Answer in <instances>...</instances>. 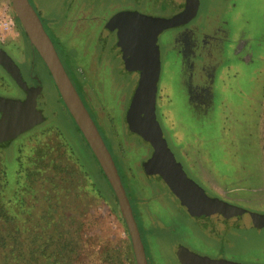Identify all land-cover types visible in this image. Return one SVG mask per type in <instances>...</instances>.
Instances as JSON below:
<instances>
[{
    "label": "rangeland",
    "instance_id": "obj_1",
    "mask_svg": "<svg viewBox=\"0 0 264 264\" xmlns=\"http://www.w3.org/2000/svg\"><path fill=\"white\" fill-rule=\"evenodd\" d=\"M30 1L116 157L148 263L182 264L180 252L174 253L182 243L212 255L223 245L228 258L264 263V226L231 227L220 237L201 232L158 179L149 163L151 147L127 128L124 115L141 72L127 70L126 62L120 65L124 52H117L112 37L99 41V33L116 10L126 7L169 16L171 4L165 0ZM5 7L11 14L9 0H0V16ZM208 21L216 23L208 26ZM16 28L26 36L20 24ZM154 48L160 56L155 114L169 148L203 191L264 211V0H199L197 15L182 28L162 32ZM34 59L51 84L46 91L55 114L0 147L7 190L15 184L18 159L26 166L28 156L40 147L48 148L46 156L59 159L69 171L78 165L86 176L74 175L80 185L73 196L60 198L71 199L62 211L84 223L80 244L88 250L82 261L130 264L131 243L116 197L43 62L37 55ZM58 142L63 146L56 151Z\"/></svg>",
    "mask_w": 264,
    "mask_h": 264
},
{
    "label": "water",
    "instance_id": "obj_2",
    "mask_svg": "<svg viewBox=\"0 0 264 264\" xmlns=\"http://www.w3.org/2000/svg\"><path fill=\"white\" fill-rule=\"evenodd\" d=\"M9 2L17 21L47 67L62 102L87 142L116 197L120 215L128 231L135 264H148L138 226L112 156L66 73L41 19L29 0H9ZM197 5V0H186L184 9L170 17L151 16L126 10L114 14L107 22L104 31L116 28L117 44H125L130 50L129 57L125 58L127 69L137 68L141 72L125 120L129 131L151 147L149 163L158 177L186 213L202 228L214 232L212 220L227 228L264 226V213L247 210L209 196L198 187L176 161L156 121L155 100L160 56L154 44L158 35L164 30L188 22L194 16ZM0 65L22 89L26 90L16 67L2 50H0ZM139 65L141 67H138ZM0 113V147L8 146L19 135L44 121L41 112L35 107L33 95H28L23 100L0 97ZM189 258L191 264H239L206 261L193 256Z\"/></svg>",
    "mask_w": 264,
    "mask_h": 264
},
{
    "label": "trees",
    "instance_id": "obj_3",
    "mask_svg": "<svg viewBox=\"0 0 264 264\" xmlns=\"http://www.w3.org/2000/svg\"><path fill=\"white\" fill-rule=\"evenodd\" d=\"M10 12L19 27L12 10ZM62 146V142H58L56 151ZM66 151L63 148V152ZM47 152L48 148L33 150L26 166L18 159L15 184L9 186V190L6 172L0 165V264H89L82 261L88 250L80 244L84 223L62 211L71 199L64 202L60 198L73 196L80 185L79 179L74 181L73 177L82 176V170L77 165V169L69 171L59 159L55 161L46 156ZM137 225L140 231L138 221ZM122 249L126 253L125 244ZM102 254L101 251L99 255ZM131 260L129 263L134 264L132 253Z\"/></svg>",
    "mask_w": 264,
    "mask_h": 264
},
{
    "label": "flooded vegetation",
    "instance_id": "obj_4",
    "mask_svg": "<svg viewBox=\"0 0 264 264\" xmlns=\"http://www.w3.org/2000/svg\"><path fill=\"white\" fill-rule=\"evenodd\" d=\"M167 1L169 2V4H171L170 5V7L169 8H174L173 9V12L169 15V16H159V17H170V16H172V15H174V14H177V13H179V12H181L183 9H184V7H185V4H186V0H165V3H167ZM168 8V7H167ZM198 9H199V6L197 5V9H196V12H195V14L197 15V13H198ZM126 10H129V11H135V10H133V9H127L126 7L125 8H122V9H119V10H116L115 12H112V14L107 18V20L104 22V26L101 28V31H100V33H99V38H98V40L99 41H101V42H103V41H106L109 37H112L113 38V47H116V49H117V52L118 53H122V52H124V54H125V56L122 58V60H121V63H120V65L122 64L123 66H124V63L126 62V57H129V53H130V50L126 47V45L125 44H123V45H118L117 44V35H116V28H114V29H112V30H107V31H104V29H105V26H106V24H107V22L109 21V19L114 15V14H116V13H118V12H121V11H126ZM136 12H138V11H136ZM138 13H140V12H138ZM141 14H146V13H141ZM194 14V15H195ZM146 15H151V14H146ZM195 15V16H196ZM151 16H153V15H151ZM194 17V16H193ZM192 17V18H193ZM191 18V19H192ZM209 23H211V24H215L216 22H213V21H208V23H207V25L209 26ZM185 24H187V22L185 23ZM185 24H183V25H185ZM43 25H44V23H43ZM183 25H180V26H178V27H174V28H182L183 27ZM44 29H45V31H46V33L49 35V37H50V39H51V41H52V43H53V45H54V47H55V49H56V51H57V54H58V56H59V58H60V60H61V62H62V65H63V67H64V69H65V71H66V73L68 74V76H69V78H70V80H71V82H72V84L74 85V87H75V89H76V91H77V93H78V95H79V97L81 98V100H82V102H83V104H84V106H85V108L87 109V111H88V113H89V115H90V117L92 118V120H93V122L95 123V125H96V127H97V129H98V131H99V133L101 134V136H102V138H103V140H104V143H105V145H106V147H107V149L109 150V152H110V154H111V156H112V159H113V161H114V163H115V166H116V168H117V171H118V174H119V176H120V179H121V182H122V185H123V187H124V189H125V191H126V195H127V197H128V193H127V190H126V188H125V186H124V182H123V179H122V175H121V171H120V169H119V166H118V164H117V161H116V157L114 156V154L112 153V151H111V149H110V147H109V144L106 142V140H105V138H104V136H103V133L101 132V130H100V128H99V126H98V123L96 122V119L94 118V116L92 115V113H91V110H90V108L88 107V104L86 103V101H85V99L83 98V96H82V93H81V91L79 90V89H77V87H76V84H75V82H74V80H73V78H72V76H71V74H70V72H69V69H68V67H67V65H66V63H65V61L62 59V57H61V55L59 54V52H58V50H57V47H56V45H55V43H54V41H53V38H52V36H51V33H50V31L49 30H47L46 29V27H45V25H44ZM169 29H171V28H169ZM168 30V29H167ZM165 31V30H164ZM163 31V32H164ZM161 34V33H160ZM159 34V35H160ZM158 35V36H159ZM222 37H220V38H216V41H218V40H220ZM1 44V43H0ZM1 46H2V48L3 49H5L6 51H8V50H10L11 49V46H13V43H12V40H10L9 39V41H7V42H5V43H3V44H1ZM192 48H193V51H195V49H196V47H195V45H192ZM43 65H44V67H45V69H46V71H47V75H49V77H50V79H51V81H52V78H51V76H50V74H49V71H48V69H47V67L45 66V64L43 63ZM138 67H141L140 65L138 66ZM127 70H129V69H127ZM54 84V83H53ZM29 86L32 88V90H33V92H34V96H35V107H36V109L37 110H39L40 112H41V114H42V116L44 117V121L42 122V123H44L50 116H53L54 114H55V112H53V109H52V106H53V104L52 103H50V98L48 97V95H47V91L46 90H48V88H49V91H50V86H51V84H49L48 83V77L47 76H42L40 73H39V71L35 68V66L33 65V67H32V70H31V72H30V79H29ZM54 86V88H55V90H56V87H55V85H53ZM8 87V84H7V82L4 80V77H3V75H2V72L0 71V88H7ZM56 93H57V90H56ZM57 95H58V93H57ZM209 100L211 101V98L209 97ZM201 101V103L202 104H204V103H206L204 100H200ZM59 103H61L62 104V102H59ZM129 103H130V101L128 102V105H129ZM56 104H58V98L56 99ZM155 104H156V100H155ZM128 105H127V108H128ZM126 111H127V109H126ZM126 111H125V114H126ZM201 111V110H200ZM52 114V115H50V114ZM203 113V112H202ZM124 119H125V115H124ZM125 122H126V120H125ZM42 123H40V124H42ZM127 124V123H126ZM36 127V126H35ZM34 128V127H33ZM127 128H128V126H127ZM129 130V129H128ZM130 132V131H129ZM131 134H132V132H130ZM134 134V133H133ZM139 137V136H138ZM144 142V141H143ZM146 143V142H145ZM149 145V144H148ZM168 145V144H167ZM169 147V146H168ZM170 150H171V152L173 153V155H174V157H175V159H176V161L177 162H179L180 160H178L177 159V155H176V153L170 148ZM180 163H181V161H180ZM181 166H182V169L184 170V171H186V175L191 179V180H193V181H195L194 179H193V177L191 176V174L187 171V169L185 168V166H184V164L183 163H181ZM160 180V179H159ZM161 181V180H160ZM162 183H164L163 181H161ZM165 185V184H164ZM165 187L167 188V186L165 185ZM168 189V188H167ZM206 194H208L209 196H212V197H217V198H219V199H221V200H223V201H225V202H228V203H230V204H233V205H237V206H241V207H244L245 209H247V210H251V211H255V212H259V213H264V211H262L261 209H255V208H252V206H249V207H247V206H245V205H242L243 203H240V202H238L237 200H233V199H231V198H225V197H222V196H219V195H215V194H210L209 192H207V191H204ZM169 193L174 197V195L169 191ZM175 198V197H174ZM128 199H129V197H128ZM176 199V198H175ZM177 200V199H176ZM129 202H130V200H129ZM177 202H178V200H177ZM130 205H132V204H130ZM133 208V206H131V209ZM183 209V208H182ZM183 211L186 213V211L183 209ZM132 213H133V216H134V211H133V209H132ZM186 215L189 217V218H191L195 223H196V225H197V227H199V229L201 230V232H204V233H206L207 235H211V236H215V237H220V236H222L226 231H228L229 230V228H227L225 225H223V224H221V223H219V222H217V221H215V220H212L211 222H212V225H213V227H214V232H209V231H207V230H205L204 228H202L191 216H189L187 213H186ZM135 218V220H136V223H137V218H136V216L134 217ZM138 226V225H137ZM138 230H139V228H138ZM139 233H140V231H139ZM140 236H141V233H140ZM142 238H141V240H142V243H143V236H141ZM143 246H144V251H145V255H147L146 254V247H145V245H144V243H143ZM218 247V246H217ZM218 252L216 251V253L215 254H206V253H200L199 251H196V250H193V249H190L189 247H187L186 246V244H184V243H182V244H177V246H175L174 247V253H175V255L178 253V252H180V256H179V260L181 261V263L182 264H191V262H190V258H189V256H193V257H195V258H197V259H201V260H206V261H227V262H233V263H239V264H264V263H261V262H258V261H255V260H251L250 258H243L242 260H238V259H233L234 257H232V256H230V258H228V257H226V255H225V249H224V246L223 245H220L219 247H218ZM146 259H147V256H146ZM148 262V261H147ZM149 264V263H148Z\"/></svg>",
    "mask_w": 264,
    "mask_h": 264
},
{
    "label": "crops",
    "instance_id": "obj_5",
    "mask_svg": "<svg viewBox=\"0 0 264 264\" xmlns=\"http://www.w3.org/2000/svg\"><path fill=\"white\" fill-rule=\"evenodd\" d=\"M197 2L199 6V0H197ZM13 34L14 35L11 37L13 43L11 49L6 51L2 48L0 44V50L5 53V55L10 59L12 64L16 67L21 81L25 84L26 90L22 89L11 77V75L0 65V71L2 72L4 80L8 84L7 88H0V97L15 100H23L28 95L34 96V92L29 86L30 72L32 70L33 65L37 69L34 59L35 55H37L40 60L41 58L39 57L35 49L32 47L27 37L21 35L19 29L15 28V32ZM27 43L29 44V46L27 45ZM41 62L43 61L41 60Z\"/></svg>",
    "mask_w": 264,
    "mask_h": 264
},
{
    "label": "built area",
    "instance_id": "obj_6",
    "mask_svg": "<svg viewBox=\"0 0 264 264\" xmlns=\"http://www.w3.org/2000/svg\"><path fill=\"white\" fill-rule=\"evenodd\" d=\"M16 22L9 13V8L5 7L0 16V43L3 44L12 37L15 32Z\"/></svg>",
    "mask_w": 264,
    "mask_h": 264
}]
</instances>
